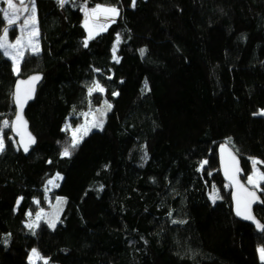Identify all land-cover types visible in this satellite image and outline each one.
<instances>
[{
	"label": "trees",
	"instance_id": "16d2710c",
	"mask_svg": "<svg viewBox=\"0 0 264 264\" xmlns=\"http://www.w3.org/2000/svg\"><path fill=\"white\" fill-rule=\"evenodd\" d=\"M97 4L119 14L88 39L82 8ZM35 13L39 51L17 74L0 50V264H44L28 260L32 248L47 264H264V231L234 214L217 153L233 149L244 181L253 157L264 173V0H35ZM34 72L43 79L25 116L36 143L24 154L12 91ZM95 82L104 91L89 95ZM103 100L102 126L72 148L64 125ZM55 173L60 221L29 229Z\"/></svg>",
	"mask_w": 264,
	"mask_h": 264
},
{
	"label": "snow or ice",
	"instance_id": "6c2138e0",
	"mask_svg": "<svg viewBox=\"0 0 264 264\" xmlns=\"http://www.w3.org/2000/svg\"><path fill=\"white\" fill-rule=\"evenodd\" d=\"M58 4H60L61 7H63L65 4L69 3V0H57ZM4 3L7 5L6 8L0 9V12L3 13V17L6 20V25L3 30H2V34H0V50H3V54L4 55H9L15 64L14 67V71L19 72V62L20 60L23 58V53L21 52V47H22V40L23 37H18L14 43H9L8 42V34L11 28H13L16 23L17 20L19 18V13L21 11H25L27 12L29 9L25 4V0H16V2H14V0H4ZM31 3V16L26 18L23 21V25L24 26H28L29 22L31 21V25L33 27V29H35V0H30ZM19 5V6H18ZM132 5L135 6V0H132ZM82 10L85 12V27H88V20L89 19H93L96 20L98 19L99 16H103L104 19H108L111 16H115L118 15V9L115 7H103L99 4H97L94 8L92 9H87V7H83ZM101 27H103V25H101ZM21 31H23V28L21 29ZM35 30H33V32H31L29 35L30 36H34ZM93 34L92 31L89 30V36L88 39H92ZM88 39H86L84 41V46L87 47L88 45ZM9 49H14L15 50V55H12L9 53ZM33 51L38 52L39 48L38 47H33ZM141 54H143V50H141ZM40 77L38 76H33L29 79V81H20L19 84L17 85L16 91L14 93V102L16 103V105L18 106V113L16 114V119L15 121L12 122V127L13 129H16L17 124H20V126L22 127H26V121L23 120V116H22V111H23V105L24 103H26L27 99H30V95L26 94L24 96V98H21L20 95V88L19 85L20 84H30L33 81L38 80ZM101 91L103 92L104 89L100 86V84L98 82H95L89 89V95H91V93L93 91ZM116 93H114L115 95ZM108 107L110 108L111 105H108ZM4 126L7 127L9 122L7 120H5L4 122ZM93 126H98V125H93ZM77 131H79V129H77ZM87 134V131L84 132V135ZM23 139V136L21 137ZM29 139L30 142L34 143V138H32L29 134ZM82 139V137H81ZM230 142V141H229ZM79 143V139L76 138L75 136V132L73 133V139H72V144L71 147L75 148L77 146V144ZM5 150V141L2 135H0V152H3ZM24 151L27 152L28 151V146L25 145L24 146ZM222 151H223V146H222ZM63 156H68L70 155L69 149L66 147L62 153ZM229 157H230V161L229 163L225 164V174L228 175V168L230 166L236 165L238 164V162L236 161V158L233 154L229 153ZM207 161H204L201 164V168H203V165L206 164ZM258 163H261L255 159L252 160V164H253V168H254V172H255V168L256 165ZM236 171H239V168H236ZM230 179L235 181V176H231ZM248 183L253 184V186H258L260 181H264V173H260L259 176L257 178L254 179L253 176H249L248 178ZM49 184H52L53 181L49 180L48 181ZM236 183L239 185V182L236 181ZM239 187L243 188V185H239ZM244 191L247 193L246 197H244L243 199V211H241V199L237 198V215H243L245 219H250L253 220L256 223V227L258 229H260L261 231H264V224H261L259 221L255 220V217L251 214V210H250V206L252 204V202L254 200L257 199L255 192H251L248 191L247 189H244ZM213 199V201H215L216 199L219 198V194L218 192L215 190H213L211 197ZM19 203V201H18ZM175 223V221H173ZM51 227H55V224L52 223L50 225ZM31 227V225H30ZM258 252L260 254V257L262 260H264V247H261L258 249ZM32 255L35 256L37 259H40V254L38 253V251L36 249L32 250ZM44 264H47V261L45 260Z\"/></svg>",
	"mask_w": 264,
	"mask_h": 264
},
{
	"label": "rangeland",
	"instance_id": "374dc122",
	"mask_svg": "<svg viewBox=\"0 0 264 264\" xmlns=\"http://www.w3.org/2000/svg\"><path fill=\"white\" fill-rule=\"evenodd\" d=\"M0 1H2L4 3V0H0ZM25 4L29 10L27 12L21 11L19 13V18H18L17 23H16V27H17L16 33L17 34L13 37H11L10 32L8 34V42L9 43H14L18 37H23L22 47H21V52L23 54L26 50L35 52V51H33L34 46L39 48V32H38L37 24L35 23V29H33L32 25H31V21L29 22L28 26L23 25V21L26 18L31 16L30 0L28 1V3H25ZM6 7H7V5L4 3L3 8H6ZM103 7H108V6H103ZM115 17H116V15L111 16L108 19H104V17L101 15L96 20L89 19L88 20V27L86 28L85 27V16H84L83 17V26H84L85 31H86V37L88 38V36H89V30L92 31L93 36L100 33V32H103L107 28L108 24ZM35 21H36V13H35ZM5 23H6V20H5ZM101 25H103V27H101ZM22 28H23V31H21ZM33 30H35L36 34L34 36H30L29 34L31 32H33ZM1 51L3 52V50H1ZM8 51L10 54L15 55L14 49H9ZM5 56H7L11 60L12 70L15 74H17L18 72L14 71L15 64H14L13 59L9 55H5ZM19 64H20V62H19ZM108 104L110 105V102L108 100H103L100 102V104H95L93 108H88V110H86L80 114V116H81L80 122H72L70 120L67 121V123L64 125V128L69 131L70 136H71V142L73 139V133L74 132H75L76 138L79 139V141H80L81 137L83 138V136H85L84 135L85 131H87V133H89L90 131H92L94 129H99L102 126V123H103L104 118L106 117V113L108 111ZM99 106H100V108H99ZM259 114L264 115V110H260ZM93 125H98V126H93ZM77 129H79V131H77ZM63 151H64V149L61 151V154L63 153ZM253 159L260 162V160L258 158L253 157L251 160H253ZM258 164L256 165L255 172H254V168H253V164H252L251 172L247 175L245 182L249 187H251L257 191H260L262 188L261 184L263 181H260L259 185L254 187L253 184L248 183V179H247L249 176H253L255 179L259 176L260 173H262V171L258 167ZM61 178H62L61 174L55 173L49 179V180H52L53 183L49 184L48 183L49 180L46 182V184H45V198H44L45 206L38 207L35 211H28V213H27V219L25 220L24 223L27 225V227L29 229H33L37 225L38 221H40V220L46 222L49 226L52 223H54L56 225L60 221V214H61V211L63 209L66 198L64 196H61V195H56V196L52 197L50 192L59 185ZM35 202L38 203L39 201L36 199ZM30 225H31V227H30ZM259 248H261V247H259ZM33 249H35V248H32L29 251V254L27 257L29 261H31V262H38V261L45 262V260L47 261V258L45 256H42L39 252L38 253L40 254V257H41L40 259H37L35 256H33L32 255ZM259 258L261 259L260 254H259Z\"/></svg>",
	"mask_w": 264,
	"mask_h": 264
},
{
	"label": "water",
	"instance_id": "95a60500",
	"mask_svg": "<svg viewBox=\"0 0 264 264\" xmlns=\"http://www.w3.org/2000/svg\"><path fill=\"white\" fill-rule=\"evenodd\" d=\"M33 76H38L40 78L36 81H33L30 84H20L19 85L21 98L23 99L26 94L30 95V97H31L30 99H27L26 103H24V105H23L22 116H23V120L26 121V127H22V126H20V124H17L16 129H13L12 122L15 121L16 114L19 111L18 106L14 102V93L16 91L17 85L19 84L20 81H29V79ZM42 79H43L42 73L34 72V73H31V74L24 76V77H17L14 81V84H13L12 101H13L15 113H14V115L10 121V130H11L12 136L15 138V141H16L18 148L24 154H27L30 150V147H32L36 143L35 135L31 131V129L29 127V122L25 116V110H26L28 104L34 100L36 92H37V88H38L39 84L41 83ZM29 134L32 138H34V141H35L34 143L30 142ZM22 136H23V139L21 138ZM25 145L28 146L27 152L24 151ZM222 146H223V151H222ZM217 153H218L219 170H220L221 176H222L224 182L230 187V190H231V200H232V208H233L234 214L240 220L251 224L255 228L256 231L261 232V230L256 227V223L253 220L245 219L243 215H237V198L241 199V211H243V199L247 195V193L244 191V189H247L248 191L255 192V194H256L257 199L252 202V204L250 206V210H251V214L255 217V220L259 221L257 219V217L255 216L254 211H253V209L256 205H261V203H262V200H261V197H260L258 191L249 187L246 184V182L242 179V169H241V165H240V160H239L238 156L236 155V153L233 151V149L229 145H227L225 143L221 144L217 149ZM229 153H231L235 156L238 164L230 166L228 168V175H226L225 174V164L229 163V161H230ZM237 167L239 168L238 172L236 171ZM233 175L235 176V181L230 179V177ZM236 181L239 182V185H243V188L239 187V185L236 183Z\"/></svg>",
	"mask_w": 264,
	"mask_h": 264
},
{
	"label": "crops",
	"instance_id": "0c3cea01",
	"mask_svg": "<svg viewBox=\"0 0 264 264\" xmlns=\"http://www.w3.org/2000/svg\"><path fill=\"white\" fill-rule=\"evenodd\" d=\"M259 253V252H258ZM264 261V260H263Z\"/></svg>",
	"mask_w": 264,
	"mask_h": 264
}]
</instances>
